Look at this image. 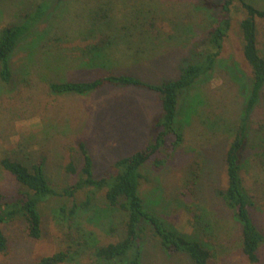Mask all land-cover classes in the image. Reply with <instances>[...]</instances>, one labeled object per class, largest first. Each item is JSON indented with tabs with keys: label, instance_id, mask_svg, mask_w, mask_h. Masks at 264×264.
Returning a JSON list of instances; mask_svg holds the SVG:
<instances>
[{
	"label": "rangeland",
	"instance_id": "1",
	"mask_svg": "<svg viewBox=\"0 0 264 264\" xmlns=\"http://www.w3.org/2000/svg\"><path fill=\"white\" fill-rule=\"evenodd\" d=\"M33 1L36 0H0V29L18 22L25 12L22 9ZM46 1L48 23L38 27V31L48 30V33L38 36L33 31L14 59L18 64L25 55L34 57L23 63L31 65L28 81L15 84L12 89L0 87V159L17 156L32 162L42 157L52 185L64 188L76 180L65 166L73 160L78 167L77 142L86 143L93 159L94 175L103 177L111 173L110 167L118 159L154 141L162 108L156 93L135 87L106 86L84 95H49L37 77L84 82L113 73L150 84L173 81L193 55L201 51L199 43L216 23L215 16L220 11L217 5L221 0ZM251 2L258 8L264 7V0ZM92 9L100 16L108 14L113 19L99 18L93 32L88 17ZM244 15L241 4L234 2L232 28L223 42L214 72L201 77L202 80L184 90L179 98L176 122L183 128V142L165 167L155 168L151 162L144 167L146 179L140 188V195L149 208L182 234L193 236L194 214H205L211 227L203 229L200 237L214 253L210 264H249L241 254L239 226L216 192L226 182L223 155L228 144L227 131L244 100L227 69L235 65L246 80L251 77V69L242 54L238 27ZM50 29L58 34L59 42L54 41ZM257 30L258 49L264 57V20H258ZM100 35H115L119 41L106 53L107 60L98 59L99 65L94 66L95 60L79 56L84 54L81 48L85 50ZM141 36L146 37L142 43ZM45 43H51L53 48L42 49ZM56 47L61 50L54 51ZM138 47H141L139 53ZM36 54L40 56L37 61ZM41 69L43 74L38 75L36 72L40 73ZM250 128L252 142L246 150L243 177L256 204V224L264 234V143L257 137L264 138V94L251 114ZM196 165L199 181L190 192L189 173ZM17 189L15 180L0 169V192L10 199ZM102 195L98 193L96 207L85 214L84 221L85 227L94 231V242L98 245L120 239L123 219L122 214H112L106 209ZM84 198V192H79L67 201L71 204ZM55 207L50 202L44 204L43 230L38 240L26 237L17 221L4 227L8 249L5 254L0 253V264H34L39 258L65 247L53 218ZM259 258L264 263V243ZM79 260L81 264L90 263L87 255ZM143 264L189 263L184 255H168L156 239L148 237Z\"/></svg>",
	"mask_w": 264,
	"mask_h": 264
},
{
	"label": "trees",
	"instance_id": "2",
	"mask_svg": "<svg viewBox=\"0 0 264 264\" xmlns=\"http://www.w3.org/2000/svg\"><path fill=\"white\" fill-rule=\"evenodd\" d=\"M239 2L244 11V18L239 21V34L242 41V54L251 69V77L246 80L236 66L228 67L231 79L240 87V96L243 103L234 121L228 128V144L223 155L225 186L217 190V196L228 209L239 226V242L241 254L249 264H264L260 262L259 251L264 243V234L256 224L254 212L255 201L247 189L243 169L248 145L251 141V114L261 102L264 94V57L258 49V20H264V7L258 8L251 0H221L216 23L207 32L199 43L201 51L195 53L194 58L181 69L179 76L173 81L161 84H150L125 74L107 73L90 81L73 82L55 80L48 77H37L39 83L44 84L50 95L75 93L88 94L106 86H124L145 89L158 95L162 108V116L156 122L158 133L154 141L146 147L131 155L118 159L110 167L111 173L96 178L91 154L84 141L76 144L80 155L78 167L72 160L65 166V170L75 176L76 180L68 187L57 188L50 182L44 168V159L37 157L34 161L23 157H2L0 169L9 174L17 183L18 189L13 197L8 199L0 192V253L5 254L8 249V238L4 227L13 222H19L23 233L32 240L42 236L43 217L42 208L50 202L56 206L53 218L61 230L65 247L58 252L41 257L34 264H67L78 261L79 257L87 255L89 264H143L144 245L148 237L156 239L160 247L168 255H184L189 264H210L214 253L211 248L201 240L200 232L210 226L205 214H194L196 232L193 236L182 234L161 216L149 208L140 195L142 181L146 179L143 174L144 167L152 163L155 168H162L172 158L175 149L183 142V128L176 122L179 98L184 90L196 85L203 76L213 73L219 61L223 42L232 28L231 7ZM46 0H36L27 4L22 10V17L18 22L9 24L0 29V87H12L27 82L31 73L30 67L24 61L33 59L32 55H25L15 64L18 50L30 34L48 33L43 30L39 33L38 27L46 21ZM100 9V8H99ZM95 9L89 11V24L91 31L97 28V21L103 17ZM107 20L113 18L107 14ZM45 20V22H44ZM153 28L154 25H151ZM60 28L57 27V30ZM89 30V29H88ZM54 41H60L54 29ZM152 33V30L148 32ZM143 36V35H142ZM141 36V43L146 37ZM116 36L100 35L85 50L82 47L79 57L85 56L99 65L96 60L105 59L106 53L119 41ZM144 38V39H142ZM121 40H124L123 38ZM120 40V41H121ZM139 41V40H137ZM140 45V43H138ZM137 45V46H138ZM42 49L49 50L51 43L41 45ZM27 47V44H26ZM51 48H53L51 46ZM138 47L136 49L139 53ZM41 49V47H40ZM61 50L59 47L54 51ZM39 52V51H38ZM41 54H45L43 51ZM39 53V54H40ZM36 54L35 60L39 59ZM107 60V59H105ZM95 62L97 64H95ZM37 64V63H36ZM103 67L107 66L102 64ZM227 68V67H226ZM37 70V67L35 68ZM40 70V69H39ZM38 75L43 74L41 69ZM37 74H35L37 76ZM17 82V83H15ZM261 134V133H260ZM264 143L263 135L257 136ZM253 148L254 145L252 144ZM197 165L189 173V190L198 184L199 168ZM79 192H84L85 198L79 202L68 204V199L75 198ZM103 193L106 209L112 214L120 213L123 216L120 239L105 245H98L95 241L94 231L85 227V214L94 207L98 193ZM65 199V202L62 200ZM193 208V204L190 206ZM204 212V211H203ZM86 223V222H85Z\"/></svg>",
	"mask_w": 264,
	"mask_h": 264
}]
</instances>
